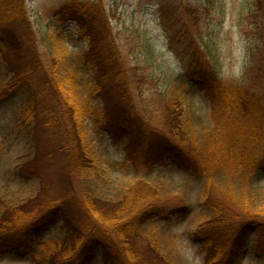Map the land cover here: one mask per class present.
Listing matches in <instances>:
<instances>
[{
  "label": "trees",
  "instance_id": "obj_1",
  "mask_svg": "<svg viewBox=\"0 0 264 264\" xmlns=\"http://www.w3.org/2000/svg\"><path fill=\"white\" fill-rule=\"evenodd\" d=\"M97 3L74 0L59 9L78 24L79 40L89 42L88 49L77 56V63L92 72L81 91L76 73H66L62 78L57 74L64 58L59 48L54 53L48 50L51 67L45 68L36 48L38 39L27 0H0V69H6L0 82V103L22 97L15 126H22L34 147L17 173L23 179L37 176L42 181V165L62 156L59 165L65 178L70 174L80 184V196L70 189L34 207H29L30 197L14 205L3 201L0 253L14 250L20 257L30 255L36 264H84L92 261L95 249L100 248L104 264H171L161 254L158 239L142 233V227L155 216L169 219L175 209L161 204L159 189L139 181L118 198L106 200L87 185V175L97 159L89 149L85 127L95 116L113 141L123 143L127 164L152 166L169 160L201 181V209L207 215L196 226L194 237L204 253L203 264H238L251 234L264 227V200L256 199L252 183L256 173L264 170L260 102L245 84L220 76L213 46L203 40L200 43L205 52L196 46L189 55L194 73L188 74V79L208 102L210 130L197 139L177 96H166L162 106L161 119L167 130L142 129L136 124L142 111L129 91L121 52L106 21L107 12ZM182 9L187 12L190 8ZM54 38L55 34H44L43 39L51 44ZM94 96L102 99V107L94 108L90 101ZM39 125L43 127L42 138L36 133ZM46 139L53 146L44 153L40 146ZM106 201L110 210L104 207ZM61 219L65 234L37 244L36 235ZM140 236L148 239L147 249L136 244Z\"/></svg>",
  "mask_w": 264,
  "mask_h": 264
},
{
  "label": "rangeland",
  "instance_id": "obj_2",
  "mask_svg": "<svg viewBox=\"0 0 264 264\" xmlns=\"http://www.w3.org/2000/svg\"><path fill=\"white\" fill-rule=\"evenodd\" d=\"M72 1L27 0V10L38 39L36 48L45 68L50 70L51 67L48 50L54 53L59 48L64 58L59 62L57 74L62 78L66 73H76L83 91L85 85L82 84L90 80L92 72L84 64L77 63V56L88 49L89 42L88 39L79 40L80 28L69 19V13L59 12ZM88 1L98 2L107 12L106 21L121 52L129 91L142 111L136 119L142 129L148 126L151 132L153 128L167 130L161 119L162 106L166 96H177L187 110L197 139L210 130L208 102L188 79V74L194 73L189 55L196 46L202 47L200 42L203 40L213 46L220 76L231 83L245 84L248 92L260 102L258 111L264 116V0ZM182 8L190 9L186 12ZM44 34H55L51 44L43 39ZM201 50L205 52L204 48ZM209 62H212L210 58ZM5 71L0 69V82ZM86 97L89 99V95ZM91 99L94 108L103 106L100 97ZM21 101L22 97L17 95L0 103V204L7 201L14 205L30 197L29 207H34L47 203L62 191L66 194L75 190L80 196L79 181L70 174L65 178L66 174L61 171L62 156H56L51 164L46 162V167L42 165V181L37 176L23 179L18 175L17 167L34 151L33 142L22 126H15L17 120L19 122ZM120 109L118 106L117 110ZM246 118L249 121V115ZM85 128L89 149L97 159L95 168L87 175V185L106 200L118 198L129 185L139 181L155 186L160 191L161 204L175 209L169 219L155 216L142 227V233L158 239L161 254L171 264H203L204 253L194 237L196 226L207 215L201 209V181L169 160L152 166L127 164L123 143L113 141L95 116L89 119ZM36 133L42 138L43 127L39 125ZM148 138L156 139L155 136ZM52 146L50 140L41 142L40 151L46 153ZM255 176L252 182L255 197L262 201L264 170H259ZM103 204L110 210V202ZM63 227V220H57L36 235V243L61 238L65 234ZM145 238L140 236L136 241L142 250L148 246ZM101 252L96 248L90 258L92 261L84 264H104ZM0 264L36 263L30 255L20 257L12 250L0 253ZM238 264H264V227L251 234L248 248L239 255Z\"/></svg>",
  "mask_w": 264,
  "mask_h": 264
}]
</instances>
